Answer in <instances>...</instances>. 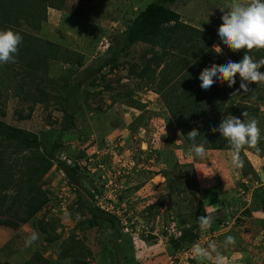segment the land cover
Masks as SVG:
<instances>
[{"label":"rangeland","instance_id":"rangeland-1","mask_svg":"<svg viewBox=\"0 0 264 264\" xmlns=\"http://www.w3.org/2000/svg\"><path fill=\"white\" fill-rule=\"evenodd\" d=\"M151 1L154 0H66L48 6L44 20L27 17L32 23L28 24L26 16H18L15 11L18 3L0 0V22L23 37L20 49H34L48 56L50 45H55L54 50L51 48L55 58L41 60V83L48 87V94L35 104L31 114L28 109L32 103L14 96V82L8 80V74L21 71V62L16 57L15 63H7L12 67L0 65V111L4 113L0 118L37 133L42 141L40 151L53 157L50 168L34 179V193L46 196L42 208L17 229L0 224V264H41L42 259L48 264H201L191 254L193 243H185L180 249L170 243L181 236L182 230L193 227L194 219L205 215L209 206H215L212 227L204 232L196 223L195 243L207 246L215 241L220 246L227 235H232L235 246L220 248L227 264H264V150L259 154L244 152L247 175L230 166L229 150H208L204 159L193 158L157 86L164 66L181 60L179 49L168 51L159 63L152 60L142 77L138 73L153 55L160 54V48L136 43L116 62L103 65L111 57L108 49L115 38L121 37L136 13ZM230 3L231 0H176L170 8L178 13L179 22L218 37L222 11H227ZM11 8L13 11L8 12ZM211 48L213 64L217 65L228 60L239 62L237 59L244 55V50L233 53L220 44ZM260 52L253 50L249 54L254 59ZM212 61L205 67H210ZM100 65V71L76 89V103L70 112L73 126L61 136V102L67 96L63 95L66 85L76 82L86 67L97 70ZM170 74L174 90L175 84L181 83V75ZM235 79L238 84L227 97L233 107L244 104L250 108L249 116L243 117L241 112L223 114L224 111L218 115L209 109L204 121L213 119L215 128L229 115L245 121L255 117L262 146L264 103L237 92L240 78L237 75ZM212 128L210 132L218 133ZM53 144H57L55 150ZM27 154L31 157L30 152ZM59 162L76 169L78 180L66 176ZM20 175V187H24L32 179L31 173L26 169ZM169 180L171 189L167 187ZM15 192L16 189L5 192L7 201ZM24 197L28 199L29 195L24 193ZM87 206L119 218L121 229L116 244L108 223L87 222L91 219ZM0 210H4L1 205ZM23 210L21 205L18 217H23ZM65 211L72 214L70 222L61 219ZM3 218L6 216L0 215V221ZM32 230L39 233V239L25 247V238ZM75 242L82 246V254L74 256L68 251L69 256L60 259L63 247Z\"/></svg>","mask_w":264,"mask_h":264},{"label":"trees","instance_id":"trees-1","mask_svg":"<svg viewBox=\"0 0 264 264\" xmlns=\"http://www.w3.org/2000/svg\"><path fill=\"white\" fill-rule=\"evenodd\" d=\"M14 1L18 3L15 8L17 15H21L22 17L26 16V23L32 24L29 21V18H37L39 21L44 20L46 17L45 11L48 6L53 7L54 5L56 6V4L60 5L66 0ZM175 2L176 0H154L146 5L143 10L136 13V16L132 19L121 37H116L112 46L109 47L108 51H110L111 57L103 62V65L109 62H116L118 56H123L136 43L160 48V54L153 55L151 60L147 61L148 63L141 71L142 73H138V76L142 77L145 74V71L149 69V64H151L152 60L159 63L160 61H163V58L161 57L166 56L168 51L179 49L178 53L181 56V60L175 65L169 66L166 64L164 66L162 70L163 76L159 81V85H157L158 92L162 97L169 114L174 118L179 126V130L183 133L188 148L191 142L189 141L187 134L192 129L196 128L200 133V136L197 137V143H201L205 140L207 142L205 143V148L208 150H229L227 142L220 136V134L209 131L215 121L213 119L204 121L207 116L206 113L209 109H212L213 113L215 112L218 115L221 114V111H224L223 114L235 112L234 114L238 115V112H248L250 108L246 107L244 104H238L233 107L234 104L232 105V101L227 97L228 94L236 88L238 84L237 81L232 88H229L226 82H218L207 91L200 88L199 85L201 82L198 79L200 73L198 72L200 68L205 69V66L212 61V45L220 44L223 47V44L216 35L214 37V35L207 34L205 31L197 30L194 27L179 22L180 17L178 13L170 8V4H174ZM12 11L13 8L8 10V12ZM8 29L11 28L5 27V25L0 22V30ZM189 34H194V37ZM206 35L211 37H204ZM186 45L188 46L186 47ZM54 46L55 45H50L52 49ZM51 48H49L50 51L48 56L50 58H55V55L51 52ZM48 56L44 55L43 52L34 49L32 52L30 48H26V50L19 48L16 57L18 61L21 62V71L11 75L8 74L9 82H14V96L20 98V100L30 101L32 103V106L28 109L29 114H31L35 104L39 101H43V96L48 94V87L41 83L42 73H40L44 65V61L41 62V60L43 57ZM255 56V61L263 59L264 51L262 50V52L255 54ZM237 60L240 61L241 59ZM76 62L79 66L82 65L80 60H77ZM6 67L9 68L12 66L7 64ZM101 68L102 65L95 68L97 70H94L91 67H86L83 70V73H81V76L76 78V82L66 85L68 89L63 92V95L66 93L67 96L63 98V103L61 102V106L63 105L64 107V122H61L60 126L61 136L66 135L68 129L73 126V122L71 121L72 115L70 112L76 103V100L73 99L76 89L87 80L90 81L89 79L91 76L93 77V75L100 71ZM261 70L264 72V67H261ZM170 72H173L174 76L175 74L181 75V83H178V85L175 84L177 87L174 90L170 85V80L173 79ZM16 77L18 78L17 80ZM251 85L252 87H249V89L253 91L255 90L254 93H251L250 91L245 94L244 97L259 103H264V87L261 85ZM64 90H66V88H64ZM63 95L61 96L63 97ZM253 96L255 99L252 98ZM240 105L242 107H237ZM0 116H4L2 111H0ZM20 119L24 118L21 116ZM40 147H42V141L39 140L37 133L9 125L0 118V205L4 207V210L2 213L0 212V215L6 216V218H3V220L0 221V224L12 229H17L23 223L30 221L45 204L46 196L41 194L40 197H38V194L34 193L36 185L34 179H38L43 169L50 168L53 157H47L43 154L40 151ZM56 147L57 144H53V150H55L54 148ZM259 147L264 150V145ZM248 151L255 152L251 149ZM27 152L31 153V157H28ZM241 156L244 159L242 171L244 172V175H247L245 168L246 164H248L245 157L246 155L242 152ZM59 165L62 171L70 179H73L76 176V169L69 167L64 162H59ZM26 169L30 171L33 180L29 178L24 183V187H20V174ZM75 178L78 180L77 177ZM179 178L182 179L183 175H180ZM168 185L169 186L167 187L170 189L173 188L171 180H169ZM19 187L23 190L21 191V194L19 193ZM14 189H16V192L14 194L12 193L10 200L7 201L8 196H6L5 192L8 190L13 191ZM24 193L29 195L28 199H25ZM5 202L8 204L6 207ZM79 203L80 205L83 204L82 201ZM21 205L24 207V210L22 211L23 217H18L20 215L17 213H19L18 210ZM86 209L91 214V219L87 222L93 225L99 224L98 221L108 223L113 230V240L116 244L119 237L118 233L121 229L119 218L110 213L100 211L99 209L95 210L89 206H87ZM261 209L264 211V194L263 198H261ZM197 218L194 219L195 223H193V227L182 230L181 236L171 241L170 244L174 249H180L185 243H195L197 241L198 233L195 231L197 228ZM13 220H15V222H13ZM217 222L221 221L218 220ZM62 246H64V243ZM68 246L65 245L59 252L58 256L60 259H65L66 256H69V253H67L68 251L70 253L74 252V256L78 255V252L82 254L83 248L79 242H75V245ZM41 264L48 263L45 259H42ZM72 264H81V261H73Z\"/></svg>","mask_w":264,"mask_h":264},{"label":"clouds","instance_id":"clouds-1","mask_svg":"<svg viewBox=\"0 0 264 264\" xmlns=\"http://www.w3.org/2000/svg\"><path fill=\"white\" fill-rule=\"evenodd\" d=\"M222 24L218 28V37L223 46L233 53L244 50L243 58L239 62L228 60L223 65L212 64L203 69L198 79L200 88L207 91L216 83H227L232 88L236 83L235 77L240 78V85L237 92L242 91L247 94L253 90L249 89L250 84L264 85V72L259 71L264 67V59L255 61L249 54L253 50H264V0H231L227 11H222ZM23 37L11 29L0 30V65L15 63L19 46ZM219 53L221 48L215 47ZM235 95V93H234ZM255 99V97H252ZM243 117L249 116L247 112L242 113ZM259 122L255 117H249L247 121L235 116H227L218 127L211 131L218 132L227 142L230 154V166L233 169H242L244 159L242 152L254 150L257 154L261 152L259 143L261 140V130ZM200 133L196 128L192 129L187 137L189 139V153L193 158L204 159L208 149L205 148V140L197 143ZM215 206H209L205 215L197 218V223L201 231H208L214 221ZM72 214L68 211L63 213L61 219L70 222ZM39 239V233L32 230L25 238L24 246L30 247ZM236 239L232 235H227L218 246L215 241H210L207 246L201 243H193L190 247L192 256L203 264L204 261L210 264H227V257L220 250L221 246L228 249L235 246Z\"/></svg>","mask_w":264,"mask_h":264}]
</instances>
